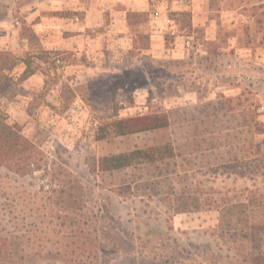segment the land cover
I'll use <instances>...</instances> for the list:
<instances>
[{
	"label": "rangeland",
	"instance_id": "obj_1",
	"mask_svg": "<svg viewBox=\"0 0 264 264\" xmlns=\"http://www.w3.org/2000/svg\"><path fill=\"white\" fill-rule=\"evenodd\" d=\"M0 52L16 58L0 113L28 141L0 165V230L26 264H248L239 222L264 221L248 194L264 178L239 161L264 142V0H0ZM153 113L170 128L120 123ZM167 143L176 157L100 167Z\"/></svg>",
	"mask_w": 264,
	"mask_h": 264
},
{
	"label": "trees",
	"instance_id": "obj_2",
	"mask_svg": "<svg viewBox=\"0 0 264 264\" xmlns=\"http://www.w3.org/2000/svg\"><path fill=\"white\" fill-rule=\"evenodd\" d=\"M15 63L16 58L13 55L7 52H0L1 72L13 69ZM120 123L127 125L126 134H134L168 129L171 126V119L166 113L160 115L153 113L143 117L120 121ZM261 143L259 144L261 145L259 149L257 148L250 155L245 156L239 161L242 168L240 176L246 177L250 173L252 177L260 176L264 178V142ZM25 144H28V141L21 136V127L17 123L11 125L8 122L7 116L0 113V165L8 158V154L11 151ZM176 155L175 147L171 143H167L161 146L157 145L146 149L134 150L129 153L105 157L101 160L100 167L102 170H122L131 166H145V164H152L158 160L171 159L176 157ZM263 192L264 189H256L249 191L248 194H251L252 198H261ZM247 202L250 203L249 200ZM244 203H240L239 205L248 207ZM211 208L212 206L208 210H211ZM180 210L183 211L185 209L182 208ZM194 210L199 211L201 208L195 205ZM182 211H177V213ZM226 223H224L223 219L221 220V224L224 225ZM239 223L243 226L240 229V232H242L241 238L243 240L252 238L259 244L257 250L248 254L247 257L245 256L246 261L248 264H264V221L246 218V220H241ZM232 224V221L229 222V227H232ZM235 231L237 233L239 230L236 229ZM0 264H26L24 258L19 255L11 237L5 234L2 229L0 230Z\"/></svg>",
	"mask_w": 264,
	"mask_h": 264
},
{
	"label": "crops",
	"instance_id": "obj_3",
	"mask_svg": "<svg viewBox=\"0 0 264 264\" xmlns=\"http://www.w3.org/2000/svg\"><path fill=\"white\" fill-rule=\"evenodd\" d=\"M78 4V5H75V4ZM70 4H72V6H70V8H68V11H72V12H78L79 10H81V8H82V3H80L79 1H75V2H73V3H71L70 2ZM134 7V6H133ZM133 7H131L132 8V12H135V10H133ZM130 8V7H129ZM140 9H142L143 10V7H141ZM137 10H139V9H137ZM85 16V20H84V22L82 23V26L79 28V29H77L76 27H75V30L77 29L78 30V32H80L79 34H80V36L79 37H86L85 35L87 34V31L88 30H90V28L95 24V22H94V19H93V16H94V14H93V12H89V11H87V13L84 15ZM159 18V17H158ZM75 19H76V17H75ZM55 46H57V48L59 49V48H62V45L61 44H56ZM64 46H68L67 48L70 50V48H76V47H71V46H74V44H67V45H64ZM54 48V47H53ZM59 50H62V49H59ZM246 186V185H245ZM244 186V190L243 191H245V190H247V188Z\"/></svg>",
	"mask_w": 264,
	"mask_h": 264
},
{
	"label": "built area",
	"instance_id": "obj_4",
	"mask_svg": "<svg viewBox=\"0 0 264 264\" xmlns=\"http://www.w3.org/2000/svg\"><path fill=\"white\" fill-rule=\"evenodd\" d=\"M154 16L158 18L161 16V13L159 11H157V12H155ZM57 61H58V63L60 62L58 59H57Z\"/></svg>",
	"mask_w": 264,
	"mask_h": 264
}]
</instances>
